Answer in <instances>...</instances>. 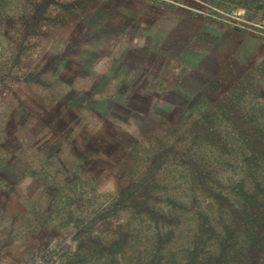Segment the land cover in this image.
I'll use <instances>...</instances> for the list:
<instances>
[{
    "label": "rangeland",
    "instance_id": "obj_1",
    "mask_svg": "<svg viewBox=\"0 0 264 264\" xmlns=\"http://www.w3.org/2000/svg\"><path fill=\"white\" fill-rule=\"evenodd\" d=\"M262 174L264 0H0V264H113L136 203Z\"/></svg>",
    "mask_w": 264,
    "mask_h": 264
},
{
    "label": "trees",
    "instance_id": "obj_2",
    "mask_svg": "<svg viewBox=\"0 0 264 264\" xmlns=\"http://www.w3.org/2000/svg\"><path fill=\"white\" fill-rule=\"evenodd\" d=\"M251 180L249 188L230 192L191 187L187 202H170L163 207L136 203L147 213H132L127 223L131 228L122 236L123 242H113L109 262L264 264V174ZM144 181L130 188L128 195L147 199L158 190L153 186L155 176ZM198 190L205 193L207 202L198 198ZM102 216L98 215V219ZM86 232L87 229H78L80 249L85 250L90 241L100 244L101 241L90 240ZM125 244L130 247L128 250L124 249Z\"/></svg>",
    "mask_w": 264,
    "mask_h": 264
}]
</instances>
